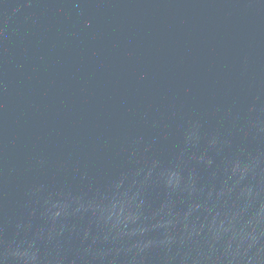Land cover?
I'll return each mask as SVG.
<instances>
[{
    "label": "water",
    "instance_id": "95a60500",
    "mask_svg": "<svg viewBox=\"0 0 264 264\" xmlns=\"http://www.w3.org/2000/svg\"><path fill=\"white\" fill-rule=\"evenodd\" d=\"M0 264H264V0H0Z\"/></svg>",
    "mask_w": 264,
    "mask_h": 264
}]
</instances>
